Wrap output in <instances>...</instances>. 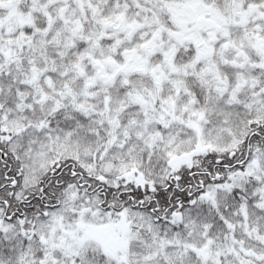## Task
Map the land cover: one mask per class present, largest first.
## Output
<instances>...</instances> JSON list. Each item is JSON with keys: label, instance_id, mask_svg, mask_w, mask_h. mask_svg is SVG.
<instances>
[{"label": "snow or ice", "instance_id": "6c2138e0", "mask_svg": "<svg viewBox=\"0 0 264 264\" xmlns=\"http://www.w3.org/2000/svg\"><path fill=\"white\" fill-rule=\"evenodd\" d=\"M0 264H264V0H0Z\"/></svg>", "mask_w": 264, "mask_h": 264}]
</instances>
